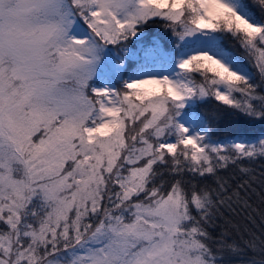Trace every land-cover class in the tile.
I'll return each instance as SVG.
<instances>
[{
    "label": "snow or ice",
    "instance_id": "1",
    "mask_svg": "<svg viewBox=\"0 0 264 264\" xmlns=\"http://www.w3.org/2000/svg\"><path fill=\"white\" fill-rule=\"evenodd\" d=\"M0 264H264V0H0Z\"/></svg>",
    "mask_w": 264,
    "mask_h": 264
},
{
    "label": "trees",
    "instance_id": "2",
    "mask_svg": "<svg viewBox=\"0 0 264 264\" xmlns=\"http://www.w3.org/2000/svg\"><path fill=\"white\" fill-rule=\"evenodd\" d=\"M226 47H229L232 51H234L237 55L243 56V53L240 51L239 46L236 45L234 42L227 41L225 44ZM217 103L214 99L206 100L204 102L199 103L196 106V111L200 114L205 115L206 118L210 117V113L215 110ZM240 127L239 124L234 122L228 121L227 118L222 120L219 124V128L216 131V135L220 136L221 138L225 135H228L229 132L234 131ZM233 222L237 224L240 228L248 227L253 230H257L260 225V220L256 218V224L253 225L248 220L245 219L243 215L237 216L233 218Z\"/></svg>",
    "mask_w": 264,
    "mask_h": 264
}]
</instances>
